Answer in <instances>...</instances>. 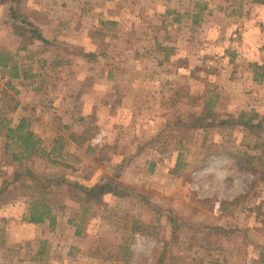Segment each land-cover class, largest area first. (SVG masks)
Here are the masks:
<instances>
[{"label": "rangeland", "instance_id": "obj_1", "mask_svg": "<svg viewBox=\"0 0 264 264\" xmlns=\"http://www.w3.org/2000/svg\"><path fill=\"white\" fill-rule=\"evenodd\" d=\"M48 1L40 17L61 33L35 41L25 83L18 54L0 51L12 61L0 66V264H264V183L230 157L258 153L250 133L179 126L208 102L220 116L255 111L228 113L222 94L238 60L263 59L264 0ZM247 35L263 36L256 55ZM22 102L31 153L6 138ZM110 178L133 193L82 200L81 186ZM44 204L51 218L29 224Z\"/></svg>", "mask_w": 264, "mask_h": 264}, {"label": "trees", "instance_id": "obj_2", "mask_svg": "<svg viewBox=\"0 0 264 264\" xmlns=\"http://www.w3.org/2000/svg\"><path fill=\"white\" fill-rule=\"evenodd\" d=\"M0 1L8 7V22L11 23L14 28L24 33L23 44L21 46L22 49H25L35 41L47 42L39 26L32 22L33 15L26 9V0ZM3 57L0 58V66L6 68L8 66V61L4 62ZM254 74V78L259 80V76L264 77V69L258 64H254ZM12 76L17 77V74H13ZM15 109L16 106L13 110ZM179 126L187 131L201 129L235 130L238 128L248 131L250 134L246 137L247 139L244 147L258 151V153L255 152V154H250L249 152H232L230 153V157L234 166L242 171L250 172L253 176L259 177L260 181L264 183V140L263 142L259 141V143H255L256 139L259 138L257 132H264V118L258 112L243 111L238 117L233 115L220 116L214 111L212 104L208 102L204 107V113L193 115L187 120L180 121ZM3 127H5V125L0 121V131ZM6 138L12 139L16 145H18L19 142H22L20 147H24V151L29 153L34 150L37 143L34 141V134L31 131H27V120L25 118L22 119L18 126L14 128L8 127ZM80 190L82 191L81 198L83 201H91L107 194L124 197L133 193L131 186L119 182L116 178H110L107 182L96 184L93 187L81 186ZM50 215L51 213L48 205L34 206L29 214V222L32 224H42L47 219L51 218ZM169 219L173 228H176L178 223L177 217L169 215ZM261 256L264 260V249H262Z\"/></svg>", "mask_w": 264, "mask_h": 264}, {"label": "crops", "instance_id": "obj_3", "mask_svg": "<svg viewBox=\"0 0 264 264\" xmlns=\"http://www.w3.org/2000/svg\"><path fill=\"white\" fill-rule=\"evenodd\" d=\"M32 1V0H31ZM29 3L28 9L31 12H35L36 14H38V18L37 16L35 18L37 19H33V21H35L38 26L41 28L42 33L45 35V37L51 39L54 38V36L56 34H60L61 32V27L59 26L60 23L54 21L53 16H51L49 13L48 14H43L44 18H41V14L39 13L40 8L39 4H38V0H34L36 2H31ZM46 3H49L48 0H44ZM55 1V0H52ZM51 2V1H50ZM44 5V4H43ZM7 11L6 5H4L2 3V1H0V32H6V34H4V38L0 37V42L3 44H0V51L1 52H5L7 54H9V58L10 59H15L16 55L18 54V59L21 58L20 62H18V82H26L25 80L27 79L26 76L24 75V73H26L25 70V65L24 62L27 59V55L30 53L31 50H33L35 47H38V45L40 44L39 42H35L33 45H29L26 47L25 50H20V44H21V36H17V34L15 33V31L13 30V28L9 25L6 24V14L5 12ZM257 14V13H256ZM253 14V15H256ZM258 21H261V18L264 17V12L258 14ZM37 20V21H36ZM258 27H260L261 25H259L258 23L256 24ZM254 25H250L247 26V28H239L240 31H244L246 32L248 30V33H252L253 32V27ZM257 31V29H255ZM254 30V33H256V31ZM262 29L261 27L259 28V32L261 33ZM64 32V31H63ZM249 35H247L246 38H244L245 40V46L249 47L248 45H250V47H252V49L254 50V54L257 53L255 50L257 48V46H261L263 41H262V35L261 38L258 37V35H256V37H258V40L256 38V40H254L253 44H251V41L249 39ZM249 40H248V39ZM264 54L263 52H260V56H262ZM256 55V54H255ZM262 60H259V58L257 59V57L254 56V59H240L238 60V73H237V68L234 71V79L230 81V86H228L229 90L231 91L230 94H226V92L223 89V94L222 96H225V103L227 105V112L228 113H236L237 109L238 110H250V109H254L256 112H258L260 115H264V77H260L259 76V80H256L254 78V64H258L259 66H261L264 69V56H262ZM231 63H233V60L231 61ZM12 64V61H10L9 66L7 67V69L10 68ZM22 64L24 66H22ZM24 69V70H23ZM237 73V74H236ZM8 80H12V79H8ZM253 85L252 87H254L256 90L254 93L247 95L246 91L247 89H250L252 91V88H246V85ZM20 92L21 94H26L30 88H26V87H20ZM33 92V93H32ZM32 94H34V91H31ZM252 98H250V97ZM249 97V98H247ZM27 109L25 108V102L22 103H18V113H20V118L18 119V124H16V126H18L21 122V120L25 117L24 112ZM15 126V127H16ZM48 220H46L44 223L45 224ZM32 224V223H29ZM33 225H41V224H33ZM45 226V225H42Z\"/></svg>", "mask_w": 264, "mask_h": 264}]
</instances>
